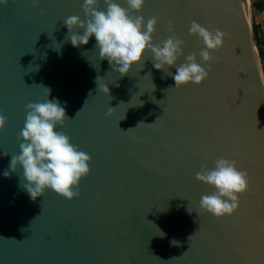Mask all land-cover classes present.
Listing matches in <instances>:
<instances>
[{"label":"water","instance_id":"1","mask_svg":"<svg viewBox=\"0 0 264 264\" xmlns=\"http://www.w3.org/2000/svg\"><path fill=\"white\" fill-rule=\"evenodd\" d=\"M115 2L127 8L126 0ZM83 3L0 5V114L7 120L0 131V264H264V81L250 0H145L132 13L145 23L159 17L153 44L171 35L184 41L177 66L193 53L200 63L192 21L226 33L210 53L208 78L179 88L176 68H168L172 75L155 69L150 52L121 77L100 59L94 36L79 47L66 41L64 21H83ZM99 10L106 11L103 0ZM98 76L111 97L98 91ZM38 85L65 107L69 119L55 130L91 157L72 200L48 189L33 201L20 187L19 165L3 175L24 143L26 105L46 99ZM221 157L247 172L248 191L233 214L217 218L199 208L215 189L195 176Z\"/></svg>","mask_w":264,"mask_h":264},{"label":"clouds","instance_id":"2","mask_svg":"<svg viewBox=\"0 0 264 264\" xmlns=\"http://www.w3.org/2000/svg\"><path fill=\"white\" fill-rule=\"evenodd\" d=\"M32 2L35 6L38 0ZM7 3L8 0H0V5ZM103 3L106 5V11L99 10V0H84L85 19L82 21L79 16H70L64 21L68 29L65 40H70L73 47L88 44L89 39L94 36L100 59H107L113 71L118 72L121 77L129 74L132 66L140 63L143 55L150 52L155 69L163 70L166 75H172L168 72V68H176L175 74L172 75L175 88L188 83L199 85L208 78L214 60L210 53L218 51L223 46L225 32L220 29L210 32L206 27L192 21L189 34L197 36L203 45L198 54L200 63H197V54L193 53L186 56L185 62L177 66L178 58L183 56L184 41L171 35L168 39L153 44L152 36L159 17L153 16L145 23L144 17L132 15L133 12L142 10L145 0H126L127 8L121 7L115 0H103ZM77 28L82 29L83 33L74 32ZM168 31L174 33V25L171 21ZM38 38L39 36L36 41ZM202 64H207L208 68L202 67ZM101 79L99 76L96 78L98 91L111 97L108 86L100 83ZM38 86L44 88L46 99L43 102L26 105V120L18 136V139L22 138L24 143L19 146L20 154L12 156L9 170L4 171L3 175L8 178L10 172H15L19 165L23 169V179L26 181L20 187L33 201L43 196L48 189L72 200L80 195L79 183L90 172L91 157L79 151L78 146L73 145L65 133L55 130L57 125L62 126L65 120L69 119L65 107L56 99H48L49 88ZM154 90L153 84L152 91ZM152 99L157 103L155 98ZM142 103L140 102L141 106ZM113 109L109 107L105 114L106 118L111 116ZM6 123V117L0 114V131L4 130ZM140 124L145 123L141 122L136 127ZM117 126L119 127V123ZM132 129L134 128L127 131ZM4 155L7 156L8 153L4 152ZM195 179L215 189L211 194L201 196L199 208L217 218L233 214L239 206V196L248 191L247 172L238 169L234 160L223 157L216 159L211 169L201 165ZM188 211L191 213L190 209ZM197 214L199 216L198 212ZM163 235L161 233V236ZM190 238L191 236L188 237L189 240ZM172 243L178 246L177 241L174 240Z\"/></svg>","mask_w":264,"mask_h":264},{"label":"built area","instance_id":"3","mask_svg":"<svg viewBox=\"0 0 264 264\" xmlns=\"http://www.w3.org/2000/svg\"><path fill=\"white\" fill-rule=\"evenodd\" d=\"M260 3H261V9L257 13V14H259L260 20L259 21H255L254 17L252 16V19L250 21L251 30H252V25L253 24L257 26V30H256L257 37L260 40V43L258 44V46L255 44V41H254L255 51H256L258 60H259V55H258L259 50H258V48L260 49V52L262 53V58L264 59V0H260ZM252 35H253V33H252Z\"/></svg>","mask_w":264,"mask_h":264},{"label":"trees","instance_id":"4","mask_svg":"<svg viewBox=\"0 0 264 264\" xmlns=\"http://www.w3.org/2000/svg\"><path fill=\"white\" fill-rule=\"evenodd\" d=\"M251 6L253 7V9L258 13L261 9V3H260V0H252L251 2ZM257 26L256 25H252V33H253V39L255 41V44L258 46V44L260 43V40L259 38L257 37ZM259 50V58H262V53L260 52V49L258 48Z\"/></svg>","mask_w":264,"mask_h":264},{"label":"rangeland","instance_id":"5","mask_svg":"<svg viewBox=\"0 0 264 264\" xmlns=\"http://www.w3.org/2000/svg\"><path fill=\"white\" fill-rule=\"evenodd\" d=\"M251 2H252V0H250V5H249L250 21L252 19V16L254 17L255 21H259L260 20L259 14H257V12L253 9V7L251 6ZM258 62H259V67H260L261 74H262L263 81H264V59L263 58H259Z\"/></svg>","mask_w":264,"mask_h":264}]
</instances>
